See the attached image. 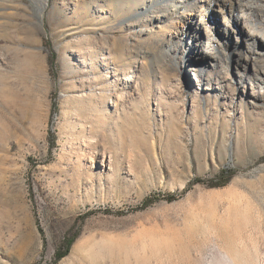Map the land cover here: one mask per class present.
I'll return each mask as SVG.
<instances>
[{
    "label": "rangeland",
    "instance_id": "1",
    "mask_svg": "<svg viewBox=\"0 0 264 264\" xmlns=\"http://www.w3.org/2000/svg\"><path fill=\"white\" fill-rule=\"evenodd\" d=\"M43 1L0 0V264H53L73 236L56 264H208L214 244L264 264V53L239 81L210 11L183 61L191 6Z\"/></svg>",
    "mask_w": 264,
    "mask_h": 264
},
{
    "label": "bare ground",
    "instance_id": "2",
    "mask_svg": "<svg viewBox=\"0 0 264 264\" xmlns=\"http://www.w3.org/2000/svg\"><path fill=\"white\" fill-rule=\"evenodd\" d=\"M45 1L41 4L45 5ZM166 1H177L179 3L174 6V12L178 8L191 6L190 14H193L188 19H185L182 29L177 30L175 34L176 40L170 39L168 41L166 53L175 55L178 51H182L183 61H192L196 59L195 57L198 60L204 59L203 50H199L201 44L197 40V32L204 25L206 26L204 15L208 11L213 14L212 19L214 22L212 31L207 30L206 32L208 44L214 41L217 44V52L224 57L222 72L228 74L229 64L233 63L235 71L239 75L238 79L242 81L244 75L240 74V69L247 67L252 62L251 55L264 53V0H156L155 4L154 2L151 4L149 2L146 8L143 7L142 12L148 13L152 5L163 4ZM247 11H253L259 15L260 21L255 27H249L246 24V18L244 19V17H246ZM205 29L207 28L205 27ZM98 39L102 40L103 37L99 36ZM181 40L186 42V48L181 46ZM105 67L109 68L106 64ZM116 71L115 69L114 75ZM193 71L195 72V69ZM255 74V78L264 80L259 72ZM251 88L254 90V85H251ZM260 89H264V87ZM262 95L260 94V96ZM211 251H213V257L208 264H240L228 251L222 250L216 244L213 245Z\"/></svg>",
    "mask_w": 264,
    "mask_h": 264
},
{
    "label": "trees",
    "instance_id": "3",
    "mask_svg": "<svg viewBox=\"0 0 264 264\" xmlns=\"http://www.w3.org/2000/svg\"><path fill=\"white\" fill-rule=\"evenodd\" d=\"M233 173L231 171L228 170H221L219 175H218V182L216 184L210 185V187H224L232 178ZM146 206L150 205L152 202H147V200H145ZM75 240V237H66L63 241V244L65 246V250L63 252H56L54 255V261L53 264H56L58 261H60L62 258H64L68 252L69 249L71 247V245L73 244Z\"/></svg>",
    "mask_w": 264,
    "mask_h": 264
}]
</instances>
